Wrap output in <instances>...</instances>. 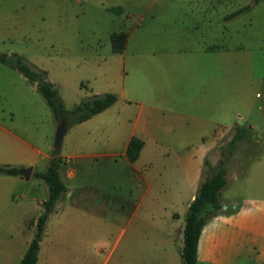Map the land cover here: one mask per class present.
Wrapping results in <instances>:
<instances>
[{"label":"crops","instance_id":"obj_1","mask_svg":"<svg viewBox=\"0 0 264 264\" xmlns=\"http://www.w3.org/2000/svg\"><path fill=\"white\" fill-rule=\"evenodd\" d=\"M115 6L123 10L122 5ZM241 6L224 18H232L226 16ZM128 43L129 38L120 52L114 51L111 43V51L122 54L121 83L110 85L108 76L101 80L84 77L79 97L71 105L58 89L67 108L91 93L114 92L117 99L91 117L68 126L64 134L59 171L66 190L49 214L36 264H47L48 257L61 247V239L66 253L71 250L81 254L80 264L94 260L95 253L102 254L100 264L110 260L112 264H182L185 217L202 180L205 158L213 167L219 159L218 144L224 137L229 141L239 124L257 133L253 122L234 120L241 115L227 103L228 97L244 103L246 95L242 92L233 96L213 90L206 103L201 90L187 92L179 83H172L166 67L144 62L126 88L124 61ZM228 50L204 45L200 51L210 57ZM35 63L47 71L56 86L65 82L62 78L58 83L44 63ZM4 73L12 85V101L0 105V166L14 165L19 172L0 170V238L4 240L0 264H19L47 194L30 195L25 187L24 209L19 214L3 216V207L18 199L12 193L13 184L37 177L35 171L46 169L59 121L44 96L36 94L35 85L20 71ZM230 76H222V82ZM237 76L244 77L243 73ZM210 110L212 115L207 113ZM132 136L144 142L133 161L126 154ZM258 138L262 140L261 133ZM26 167L32 168L29 178L21 172ZM225 177L224 187L229 185V179L242 178L246 188L224 194V187L221 189L222 207L202 226L196 264H264V145L244 171L228 174L226 169ZM112 236L108 243L106 239ZM47 237L49 249L44 247Z\"/></svg>","mask_w":264,"mask_h":264},{"label":"rangeland","instance_id":"obj_2","mask_svg":"<svg viewBox=\"0 0 264 264\" xmlns=\"http://www.w3.org/2000/svg\"><path fill=\"white\" fill-rule=\"evenodd\" d=\"M248 3L249 10L224 18L233 8ZM115 5H122L123 10L116 11ZM114 31H125V39L129 38L124 61L126 88L144 62L166 67L172 83H179L187 92L201 90L206 103L213 90L246 95L244 103L229 97L227 103L241 115L234 120L253 122L257 133L253 138L237 140L231 149L228 137L217 146L228 174L244 171L264 145V79L259 78L264 76V0H0V52L19 53L34 64L44 63L58 83L65 78L56 87L69 105L79 97L84 77L101 80L108 76L110 85L122 82V54L111 51L110 35ZM204 45L229 49L219 55L226 58L205 57L207 54L200 51ZM10 67L0 64V105L12 101V85L4 72L19 73ZM240 73L243 79L237 76ZM222 76L230 77L222 82ZM205 112L202 107V115ZM207 113L212 115V110ZM260 133L262 140L255 138ZM219 159L213 170L218 168ZM229 181L223 194L246 188L242 178ZM46 186L39 177L17 181L11 189L18 199L5 205L2 215L19 214L24 209L25 187L30 195L42 197L48 193ZM112 240L113 236L106 239L108 243ZM61 243L47 264H80L81 254L66 253L64 239ZM49 245L47 237L44 247L49 249ZM1 246L4 240L0 238ZM93 258L88 264H100L102 254L95 253Z\"/></svg>","mask_w":264,"mask_h":264},{"label":"trees","instance_id":"obj_3","mask_svg":"<svg viewBox=\"0 0 264 264\" xmlns=\"http://www.w3.org/2000/svg\"><path fill=\"white\" fill-rule=\"evenodd\" d=\"M251 4H245L233 10L226 17H233L241 12L249 10ZM116 11H121L116 7ZM125 31H114L110 35L112 49L122 51L125 47ZM0 61L20 71L29 82L35 85L36 89L44 96L50 106L57 121L65 119L69 126L83 121L93 114L105 109L114 103L117 95L114 92L91 93L84 96L74 106L67 108L55 83L48 77L47 71L36 64L28 61L19 53L7 54L0 52ZM254 131L244 125L236 126L235 133L228 141L229 149L239 139L253 138ZM143 140L138 136H132L126 147V154L129 160H135L143 145ZM62 162L61 155L50 157L45 170L35 171L34 175L43 179L47 184L48 193L43 200V209L36 218L34 235L31 238L19 264H36L40 241L45 230L49 214L54 208L55 202L60 194L66 190V185L60 175V165ZM207 166V168H205ZM226 165L225 159H219V166L213 170L208 158L204 160L202 170V180L198 186L194 198L188 206L185 217L183 231V246L181 249L182 264H196L197 245L203 224L207 218L217 212L222 207L221 189L226 183ZM0 170L8 174H17L19 168L14 165L0 166Z\"/></svg>","mask_w":264,"mask_h":264},{"label":"water","instance_id":"obj_4","mask_svg":"<svg viewBox=\"0 0 264 264\" xmlns=\"http://www.w3.org/2000/svg\"><path fill=\"white\" fill-rule=\"evenodd\" d=\"M68 126H69V123L67 120H65L64 118L59 120L58 125L55 130V135H54V142H53V147L51 151L52 157L60 154L62 140H63L64 134L66 133ZM255 138H258V135H255ZM31 171H32L31 167H26L21 170L22 174H24L26 178H29Z\"/></svg>","mask_w":264,"mask_h":264}]
</instances>
